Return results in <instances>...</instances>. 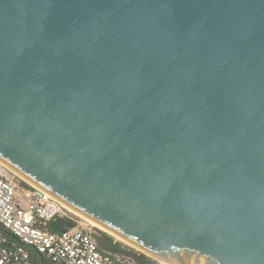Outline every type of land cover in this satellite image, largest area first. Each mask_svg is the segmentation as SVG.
<instances>
[{
	"label": "water",
	"instance_id": "95a60500",
	"mask_svg": "<svg viewBox=\"0 0 264 264\" xmlns=\"http://www.w3.org/2000/svg\"><path fill=\"white\" fill-rule=\"evenodd\" d=\"M0 164L159 262L264 264V0H0Z\"/></svg>",
	"mask_w": 264,
	"mask_h": 264
},
{
	"label": "built area",
	"instance_id": "2783aa9c",
	"mask_svg": "<svg viewBox=\"0 0 264 264\" xmlns=\"http://www.w3.org/2000/svg\"><path fill=\"white\" fill-rule=\"evenodd\" d=\"M9 173L0 164V264H39L36 253L24 245L41 255L42 264H128L121 260L123 254L98 245L96 227L86 221L53 232L50 223L57 219L76 224L72 212Z\"/></svg>",
	"mask_w": 264,
	"mask_h": 264
},
{
	"label": "rangeland",
	"instance_id": "374dc122",
	"mask_svg": "<svg viewBox=\"0 0 264 264\" xmlns=\"http://www.w3.org/2000/svg\"><path fill=\"white\" fill-rule=\"evenodd\" d=\"M9 176L14 177V179L18 181V178H15V176H14L13 174L9 173ZM70 215H71V217H72V218L75 220V222H76V224L74 223L75 226H76L77 224H79V223L84 224V222L86 221V220L82 219L81 217L79 218V216H77L76 214H72V213H71ZM86 222H87V221H86ZM89 224H90V223H89ZM78 226H79V225H78ZM93 227H94V226H93ZM95 229H96V231H97V233H98V236H101L102 234H104L106 237H110V238L112 239V241H113L114 244H118L122 249H124V250L128 253V254H123V257H121V260L124 261L125 263H128V264H136V263L133 261L132 256H135V258H136L137 255H142V256H144L145 259H147V260H149V261H152V262H154L155 264H165V263L159 262V261H157V260H155V259H153V258H151V257H148L147 255L141 253V252H140L139 250H137L136 248H134V247H132V246H130V245L124 243V242L121 241V240H119V239H117V238H115V237H111V236H109V234H107L106 232H103V230H101V229H99V228H95ZM101 233H102V234H101Z\"/></svg>",
	"mask_w": 264,
	"mask_h": 264
},
{
	"label": "trees",
	"instance_id": "16d2710c",
	"mask_svg": "<svg viewBox=\"0 0 264 264\" xmlns=\"http://www.w3.org/2000/svg\"><path fill=\"white\" fill-rule=\"evenodd\" d=\"M54 225L58 231L70 229V228H73L75 226V224L73 222L66 220V219H57L56 221H54ZM102 236H105V235L102 234ZM97 240H98V237H97ZM108 248H109L110 252L120 253V254H128L118 244H114L113 246H108ZM31 254L33 256L32 252H31ZM33 258H34V256H33ZM135 263L136 264H155L154 262L145 259L144 256H142V255L135 258ZM44 264H50V263L44 262Z\"/></svg>",
	"mask_w": 264,
	"mask_h": 264
},
{
	"label": "flooded vegetation",
	"instance_id": "af4514ba",
	"mask_svg": "<svg viewBox=\"0 0 264 264\" xmlns=\"http://www.w3.org/2000/svg\"><path fill=\"white\" fill-rule=\"evenodd\" d=\"M97 241H99L102 244H107L105 236H102V235L98 236V240ZM111 246H113V245H111Z\"/></svg>",
	"mask_w": 264,
	"mask_h": 264
},
{
	"label": "bare ground",
	"instance_id": "6f19581e",
	"mask_svg": "<svg viewBox=\"0 0 264 264\" xmlns=\"http://www.w3.org/2000/svg\"><path fill=\"white\" fill-rule=\"evenodd\" d=\"M89 223V222H88ZM91 224V223H90ZM92 225V224H91ZM92 226H94V225H92ZM94 227H96V226H94ZM97 228V227H96ZM103 232H105V231H103ZM108 234V233H107ZM110 235V234H109ZM163 263V262H162ZM166 264V263H165Z\"/></svg>",
	"mask_w": 264,
	"mask_h": 264
}]
</instances>
